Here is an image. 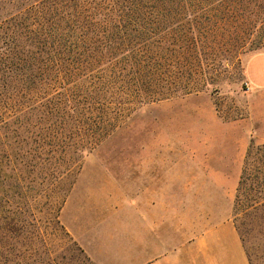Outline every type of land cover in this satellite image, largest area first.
<instances>
[{"label": "trees", "instance_id": "trees-1", "mask_svg": "<svg viewBox=\"0 0 264 264\" xmlns=\"http://www.w3.org/2000/svg\"><path fill=\"white\" fill-rule=\"evenodd\" d=\"M262 4L263 0H0V196L10 202L15 180L17 185L34 181L30 174L36 170L35 160L55 157L58 149L52 147L73 149V159L80 157L76 152L96 147L116 126L108 115L119 98L127 104H146L206 88L211 79L205 77L201 87L198 80L210 65L203 66L201 58L219 52L200 36L217 35L238 20L234 30L243 33L238 38H251V25L260 18L252 16L259 14ZM234 5L251 11L213 14ZM122 79L124 85H119ZM20 130L37 134L19 141ZM78 133L86 139L72 136ZM3 137L19 141L18 146L16 141L9 145V162L2 158ZM31 141L52 149L32 151ZM4 165L13 170L4 175L5 185ZM234 204L237 215L264 211V143H252L246 152Z\"/></svg>", "mask_w": 264, "mask_h": 264}, {"label": "rangeland", "instance_id": "rangeland-1", "mask_svg": "<svg viewBox=\"0 0 264 264\" xmlns=\"http://www.w3.org/2000/svg\"><path fill=\"white\" fill-rule=\"evenodd\" d=\"M231 8L213 14L236 16L245 10V6ZM247 9L248 15L251 7ZM255 14L252 19L260 18L251 25V38H238L243 35L234 30L238 20L217 35L200 36L219 52L201 58L203 66L210 65L198 80L201 87L205 77L210 78L206 88L146 104H127L119 98L108 115L116 126L91 151L76 152L80 157L73 159L69 158L73 149L58 145L52 147L58 149L55 157L36 159V170L30 174L35 180L21 185L15 180L10 202L4 194L0 196V264L4 260L7 264H96L59 219L67 198L72 192L79 196L107 192L101 184L123 177L132 163L140 165L156 155L166 168L178 165L181 178L189 184L196 188L205 184L208 195H226V200L204 206L207 211L225 208L241 234L249 264H264V211L237 215L234 204L246 152L252 143H264V85L253 82L247 72L249 61L264 54V0ZM120 84L124 85L123 79ZM18 134L22 141L24 136L35 137L37 131ZM72 136L86 139L80 133ZM3 139L2 158L9 162V145L16 140ZM19 141L14 144L18 146ZM29 147L38 152L52 149L33 141ZM7 166L1 176L4 185L8 181L4 175L13 171ZM213 167L220 171L213 172ZM216 174L227 177L222 187L209 184V176Z\"/></svg>", "mask_w": 264, "mask_h": 264}, {"label": "crops", "instance_id": "crops-1", "mask_svg": "<svg viewBox=\"0 0 264 264\" xmlns=\"http://www.w3.org/2000/svg\"><path fill=\"white\" fill-rule=\"evenodd\" d=\"M247 72L264 85V54L249 61ZM148 159L101 184L107 192H72L67 198L59 219L87 255L96 264H249L226 209L204 206L226 195H208L205 184H189L178 165L166 168L158 155ZM209 178L217 188L227 182L218 174Z\"/></svg>", "mask_w": 264, "mask_h": 264}]
</instances>
